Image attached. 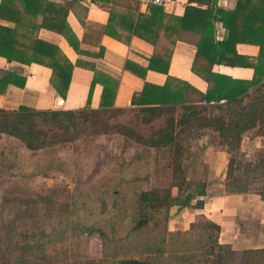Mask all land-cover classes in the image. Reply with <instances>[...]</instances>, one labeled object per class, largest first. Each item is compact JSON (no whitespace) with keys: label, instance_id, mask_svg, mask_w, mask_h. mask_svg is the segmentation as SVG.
<instances>
[{"label":"trees","instance_id":"trees-1","mask_svg":"<svg viewBox=\"0 0 264 264\" xmlns=\"http://www.w3.org/2000/svg\"><path fill=\"white\" fill-rule=\"evenodd\" d=\"M192 1L205 2L209 6L202 9L192 5ZM216 0H187L184 13L174 16L163 11L162 7L147 4V9L140 12L137 7L122 10L111 6L107 24L103 32L125 44L132 36H137L153 46V52L146 67L126 61L125 67L140 77L147 70L167 74L171 53L178 31H194L201 34L197 44V53L202 48L212 47V39L207 31L213 28L215 20L221 21L227 31L226 38L220 42V50L209 59L229 66L245 65L253 67L250 80H234L226 96L218 95L212 85L213 78L203 75L192 64L193 71L202 75L208 82L205 92L198 91L187 82L167 75L163 85L144 82L140 95L141 101L133 97L132 104L137 105L141 124L164 118L165 125L155 130L150 136H144L125 126H113L116 132L140 145L159 148L173 143V170L171 186L177 189V195L167 192L158 196L156 190H146L139 194L140 213L133 230L145 225L152 212L177 204L178 209L190 205L195 197L194 191L186 180L181 165L182 147L175 141L176 137L189 128L197 134L203 130L210 131V139L228 153L224 185L227 192L242 193L255 191L264 199V148H258L251 159L240 158L242 135L254 130V136L264 137V0H236L234 8L223 10L214 8ZM52 0H1L0 1V56L8 62L22 64L32 62L51 69L50 86L64 96L67 92L74 64L61 52L59 47L38 37L41 28L57 32L65 37L77 51L71 29L66 22L70 8ZM138 3V2H137ZM134 8V9H133ZM40 17V21L38 18ZM116 17H119L116 19ZM114 19L116 20L113 21ZM252 43L259 46L257 57L237 54V43ZM225 52L232 55H225ZM86 53V52H85ZM94 58L101 56L102 48L90 52ZM81 62L77 61L76 64ZM84 65V64H83ZM94 75L91 80L87 101L95 83L102 84L98 108L83 109H35L20 105L17 109L0 108V133L17 139L29 151H37L58 142H72L80 138L91 126H101V131H108L107 121L128 110L114 107L113 101L118 81L95 69L94 63L87 65ZM0 79L7 85L23 87L25 76L8 70H0ZM190 94L197 96L195 102L188 99ZM202 100L215 101L203 104ZM180 108L178 117L174 114ZM107 124V125H106ZM178 127V128H176ZM184 127V128H183ZM182 153V152H181ZM185 192V194H182ZM204 194V190L199 192ZM201 202L196 205L201 206ZM197 231L199 242L203 243L202 260L187 264H264V249H247L235 251L218 242L219 226L207 219L202 220ZM195 222L189 229L179 233L194 231ZM153 251L159 255V248ZM160 257L157 256L156 260ZM116 264H152L149 260L126 257L118 259ZM158 264V263H157Z\"/></svg>","mask_w":264,"mask_h":264},{"label":"rangeland","instance_id":"rangeland-1","mask_svg":"<svg viewBox=\"0 0 264 264\" xmlns=\"http://www.w3.org/2000/svg\"><path fill=\"white\" fill-rule=\"evenodd\" d=\"M180 111L177 108L174 115ZM137 115V108H128L108 119L106 133L101 126H91L72 142L37 151L0 133V264H116L126 257L152 264L202 260L197 230L204 218L193 221L192 232H167L171 204L132 229L140 213V192L177 195L171 186L173 143L146 147L112 128L122 125L147 137L165 125L164 118L141 124ZM189 131L198 135L194 127ZM186 132L175 141L182 147L181 165L188 180L185 146L193 141ZM246 134L254 135V130ZM249 146V141L242 147L240 143L244 161L258 149L250 147L247 153ZM188 182V191H193L195 182ZM157 248L159 255L149 251Z\"/></svg>","mask_w":264,"mask_h":264},{"label":"crops","instance_id":"crops-1","mask_svg":"<svg viewBox=\"0 0 264 264\" xmlns=\"http://www.w3.org/2000/svg\"><path fill=\"white\" fill-rule=\"evenodd\" d=\"M52 1L64 5L71 2L66 22L81 51L77 52L65 37L57 32L45 28L38 30L39 38L57 45L74 64L67 92L64 96H60L50 86L51 69L49 67L34 62L30 64L17 61L8 62L0 56V70H8L25 76L23 87L7 85L0 79V108L17 109L20 105L35 109L78 110L87 106L93 109L98 108L102 84L93 85L89 101H87L94 75L92 69L87 66L91 62L94 63L96 70L118 81L113 106L120 108L136 107L137 105L132 104V99L134 97L141 101L143 97L140 92L143 83L146 81L155 85H163L167 75L187 82L198 91L205 92L208 82L202 75L193 71L194 60L197 70L213 78L212 85L220 96H226L234 80H250L253 76L254 69L250 66H229L216 61L210 64L209 59L213 58L216 53L213 47L216 46L220 50V42L227 36V31L221 21L215 20L213 28L206 32L212 39V47L202 48V52L198 54L197 44L202 35L189 30L178 31L167 74L147 70L142 78L126 68L125 63L130 61L146 67L153 52V46L137 36H132L129 43L125 44L105 34L102 29L108 22L111 6L122 10L137 7L140 12H143L147 9V4L141 5L135 0ZM191 4L202 9L209 6L205 2L199 3L198 1H192ZM235 4L236 0H216L214 8L230 10ZM186 5L187 0H173L167 7H163V11L174 16H181ZM38 20L40 21V17ZM100 47L102 48L101 56L94 58L90 52H96ZM235 50L237 54L251 58L257 57L259 46L240 42L235 45ZM225 55H232V53L225 52ZM77 61L81 63L78 65ZM57 97L64 100L60 108L54 105ZM187 100L195 102L197 96L190 94ZM153 123L155 120L149 124ZM206 131L203 130L202 133L194 136L190 135V131L185 133L186 138L193 141L189 143V146H185V169L187 179L195 182L193 191L196 194L190 205L178 209L175 214L167 218L166 231H185L197 217H200L219 226L218 242L220 244L227 245L235 251L264 249V199L255 191L227 192L224 178L228 153L223 147L211 141L210 131ZM246 133L242 135L241 147L249 141L251 146L248 147L247 153L251 152L253 147H264V137ZM201 190H204V194L199 193ZM199 201L202 203L201 206L196 205Z\"/></svg>","mask_w":264,"mask_h":264},{"label":"built area","instance_id":"built-area-1","mask_svg":"<svg viewBox=\"0 0 264 264\" xmlns=\"http://www.w3.org/2000/svg\"><path fill=\"white\" fill-rule=\"evenodd\" d=\"M136 2H138L141 5H146V4H152L155 6H159V7H167L173 0H135ZM64 100L60 97H57L55 99V107L56 108H60L63 106ZM203 104H214L215 101H206V100H202Z\"/></svg>","mask_w":264,"mask_h":264},{"label":"water","instance_id":"water-1","mask_svg":"<svg viewBox=\"0 0 264 264\" xmlns=\"http://www.w3.org/2000/svg\"><path fill=\"white\" fill-rule=\"evenodd\" d=\"M179 206L177 204H173L171 207H170V214L173 215L176 213V211L178 210Z\"/></svg>","mask_w":264,"mask_h":264}]
</instances>
